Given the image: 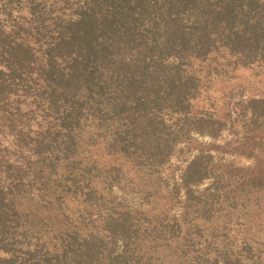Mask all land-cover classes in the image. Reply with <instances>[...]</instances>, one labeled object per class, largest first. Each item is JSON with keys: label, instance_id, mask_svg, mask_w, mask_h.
Here are the masks:
<instances>
[{"label": "trees", "instance_id": "16d2710c", "mask_svg": "<svg viewBox=\"0 0 264 264\" xmlns=\"http://www.w3.org/2000/svg\"><path fill=\"white\" fill-rule=\"evenodd\" d=\"M236 69L264 74V0H0V264H264L252 217L219 234L204 215L202 236L192 202L175 248L163 226L137 244L115 218L87 224L105 188L223 127L200 74ZM247 107L257 127L264 101Z\"/></svg>", "mask_w": 264, "mask_h": 264}, {"label": "rangeland", "instance_id": "374dc122", "mask_svg": "<svg viewBox=\"0 0 264 264\" xmlns=\"http://www.w3.org/2000/svg\"><path fill=\"white\" fill-rule=\"evenodd\" d=\"M201 71L202 78L214 81L210 103L215 105L223 127L214 136L191 133L174 147L169 160L153 176H133L105 188L101 194L105 205L97 212L91 211L93 220H87L90 229L100 230L98 223L107 216L115 218L117 223L123 222L131 230H137L136 242L142 244L154 236L147 233L143 237L145 228L163 226L173 238L161 242L160 247L175 248L188 225L181 221V215L192 202L197 208L205 206L197 211L189 206L201 226L198 232L202 236L209 233V225L202 221L204 215L216 227L226 226L219 234L243 229L249 215L255 221L254 231L264 238V199L261 202L260 198H264V121L259 122L258 128L253 126L247 107L250 100L264 101L263 71L236 69L226 74L222 70L217 74ZM208 104L205 100L199 107ZM98 186L101 190V185ZM255 193L257 201H246ZM231 200L237 208H231ZM239 208L244 210L239 211L238 222L232 214ZM232 209L235 211L229 214ZM195 238L188 242L204 244L205 238ZM115 247L120 251L123 242H117Z\"/></svg>", "mask_w": 264, "mask_h": 264}]
</instances>
